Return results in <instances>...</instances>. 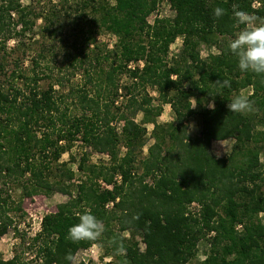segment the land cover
Wrapping results in <instances>:
<instances>
[{"label":"trees","instance_id":"16d2710c","mask_svg":"<svg viewBox=\"0 0 264 264\" xmlns=\"http://www.w3.org/2000/svg\"><path fill=\"white\" fill-rule=\"evenodd\" d=\"M161 1L65 0L63 18L61 9L37 11L22 0H0V239L18 212L25 215L24 199L57 192L69 196L58 212L42 219L29 243L30 259L18 253L6 259L0 252V264H90L74 257L97 243L114 264H188L199 240L211 232L203 264H264L259 216L264 213V129L257 130L264 127V76L241 72L227 50L228 40L243 27L234 20L233 6L264 19V0H167L174 16L149 22ZM217 6L225 10L219 18ZM67 17L76 32L74 47L89 50L83 51L81 66L90 65L81 73L83 82L72 81L74 72L65 86L64 78L42 68V52L30 59L31 67L24 66V58L32 50L38 19L50 23L44 29L54 36L51 26ZM101 32L117 37L104 56L97 43ZM178 38L181 49L171 57ZM202 45L208 47L205 57ZM90 52H96L95 64ZM110 55L113 62L103 65ZM127 73L129 82L120 84L118 77ZM225 79L231 87L216 83ZM148 86L156 98L146 92ZM248 87L256 111H229L234 93ZM120 98L125 100L118 105ZM165 104L174 119L160 123ZM191 117L199 118L198 135L188 131ZM115 122H123L120 131ZM146 124L153 125L154 143L140 158L148 143ZM231 138V153L217 156L213 141ZM76 141L110 160L88 163L87 151L78 161L72 157L82 173L76 178L61 160ZM193 203L199 205L195 212L189 209ZM85 209L105 231L97 241L73 242L68 229ZM113 240L122 241V254ZM69 254L72 261L66 259Z\"/></svg>","mask_w":264,"mask_h":264},{"label":"rangeland","instance_id":"374dc122","mask_svg":"<svg viewBox=\"0 0 264 264\" xmlns=\"http://www.w3.org/2000/svg\"><path fill=\"white\" fill-rule=\"evenodd\" d=\"M24 4H30L32 3L33 6L36 8L37 11H44L47 12L49 9L56 8V10L62 11L61 15L63 18H65L64 12L66 10L67 4L65 0H22ZM66 14V13H65ZM174 16V11L171 9L170 4L167 0H162L158 9L155 10L150 16H149V22L154 23V19L157 17H170L172 18ZM75 17V14H72V18ZM70 19V20H71ZM60 21V20H59ZM57 21L51 28L55 29L57 32L54 34V36L50 35L49 32H46V25H49L50 23L45 22L43 19H38L36 23L34 24V40L30 41V45L32 50H28L27 54L28 57L24 58V66L31 67L30 59L33 56H37L39 52H42L44 54L43 59L41 58V64L42 68L46 69L45 71L49 72L50 74L54 76H58L60 78H64L65 86H68L70 83L67 81L69 78H72V74L76 72L75 78H73V82L80 83L83 82V78L81 77V73H83L85 66H88V64H84V66H81L85 50L89 53V50L84 48V50L81 49V46L77 47V49L74 47L75 42V31L73 30V26L68 22V17L66 19H62L60 22L63 24V27L60 28V22ZM64 22V23H63ZM28 41V39H27ZM117 41V37L106 33L101 32L97 33V43L100 45L101 48H103V56L106 53V49L113 48L114 44ZM14 44V41L11 42V45ZM80 44V43H79ZM78 46V45H76ZM182 46V38H178L177 41L171 45L170 47V56L174 57L176 54L179 53ZM92 48V47H91ZM83 49V48H82ZM201 54L203 57L207 56L208 54V47L206 45L201 46ZM212 52H217L216 48H212ZM22 49L17 54L22 56ZM96 52H90V56H94ZM77 58L74 59V58ZM170 57V58H171ZM93 64H95L94 57ZM169 58V59H170ZM114 55H110L109 60H104L103 65L108 66L113 62ZM144 62L140 61L139 65L140 68L143 66ZM90 65V64H89ZM138 64H132V66L129 68L130 70L134 69ZM129 73L123 76H119L118 80L120 84H125L126 82H129ZM46 82V81H43ZM67 88V87H66ZM141 90H138V92ZM143 94L144 92L141 91ZM151 96L157 97V92L152 89L150 86L147 87V91ZM247 94L250 95L252 93V88L248 87L245 89H242L238 94ZM237 95L234 93V96ZM125 99L120 98L119 102H117L118 105H120V102L124 101ZM154 104H158V101H153ZM137 121H141L142 114H138L136 116ZM174 119V114L172 111V108L169 104L163 105V112L160 117H158V122L160 123H166L170 122ZM118 130L120 131L123 126V122H115L114 123ZM147 126V138L148 143L144 147V149L141 152L140 158H143L148 153V147L154 143V138L152 137V130L153 125L152 124H146ZM188 131L192 135H198L201 130L200 121L197 117H191L187 121ZM263 126H257V130H263ZM235 142L234 138L223 140V141H213L212 143V149L213 152L217 155V152L220 153V157L227 156L231 153V148ZM264 146V143H262ZM90 152L88 163H102V162H108L110 160V157L107 153H97L92 152V150L88 147H86L81 141H76L70 151L65 152L61 158L62 161H66L69 163V165L75 170L76 172V178H79V176L82 175L80 171L77 169V164L73 162L72 157L76 158L77 161L82 157L84 152ZM125 149L122 148V152H124ZM72 159V160H71ZM261 162L264 163V149L261 151L260 155ZM141 169H139V172ZM150 180V179H149ZM264 190V186L262 187ZM14 196L17 198L18 193L14 194ZM69 199L68 195H64L62 193H54L50 196L39 194L32 198H26L23 200V207L25 211V215L21 216V212H18L16 214V221L14 225L10 228L9 232L4 235L0 239V252L2 253L3 257L6 259L11 258L15 253H18L20 257L24 260H28L33 255V251L29 248V243L32 241L33 236L36 235V233L41 229V222L42 219L46 215H51L59 210V205L61 203L66 202ZM199 208V205L197 203H193L189 209L191 211H197ZM108 209H111V204L109 205ZM260 219L264 222V213H261ZM239 228V227H238ZM241 228V227H240ZM124 236L129 237V232H124ZM215 235L214 232H211L207 234L205 238H201L198 242L197 246V252L196 256L188 263V264H203L204 260L208 256L210 250H211V243L210 240ZM137 240L140 242V247L144 248V243L141 241V237L139 235L136 236ZM32 253H30V251ZM75 262L85 261L90 264H114L113 258L110 256H107L104 252V248L101 247L99 243L93 244L91 247L87 249H80L75 257Z\"/></svg>","mask_w":264,"mask_h":264},{"label":"clouds","instance_id":"9594fccd","mask_svg":"<svg viewBox=\"0 0 264 264\" xmlns=\"http://www.w3.org/2000/svg\"><path fill=\"white\" fill-rule=\"evenodd\" d=\"M225 10L222 7H215L214 16L216 18L224 15ZM233 17L238 26H243L234 36L227 42V50L236 58L238 68L241 72H251L258 76H264V19L233 6ZM216 83L221 87H231L229 80H217ZM217 94V93H216ZM195 103L192 108H195ZM215 109L214 102L208 105ZM229 111L238 114H250L256 111L254 101L247 94H237L227 104ZM220 153L217 152V156ZM78 223L69 227L67 238L73 242L80 241H97L105 231L103 222L92 214L90 209H85L78 214ZM116 245V253L124 252V245L121 242L113 240ZM66 259L72 261L71 254Z\"/></svg>","mask_w":264,"mask_h":264},{"label":"built area","instance_id":"2783aa9c","mask_svg":"<svg viewBox=\"0 0 264 264\" xmlns=\"http://www.w3.org/2000/svg\"><path fill=\"white\" fill-rule=\"evenodd\" d=\"M260 5L259 2L255 1L254 4H253V7L257 8L258 6ZM132 66V64L130 65V67Z\"/></svg>","mask_w":264,"mask_h":264}]
</instances>
